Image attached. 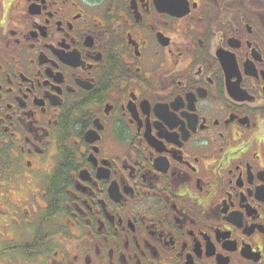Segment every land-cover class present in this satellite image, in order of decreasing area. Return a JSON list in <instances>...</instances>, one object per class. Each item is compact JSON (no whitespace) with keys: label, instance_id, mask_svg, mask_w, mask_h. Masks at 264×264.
I'll use <instances>...</instances> for the list:
<instances>
[{"label":"flooded vegetation","instance_id":"1","mask_svg":"<svg viewBox=\"0 0 264 264\" xmlns=\"http://www.w3.org/2000/svg\"><path fill=\"white\" fill-rule=\"evenodd\" d=\"M0 264H264V0H0Z\"/></svg>","mask_w":264,"mask_h":264}]
</instances>
